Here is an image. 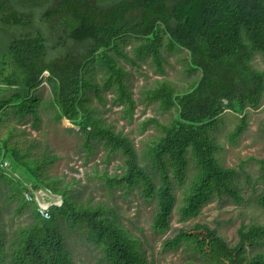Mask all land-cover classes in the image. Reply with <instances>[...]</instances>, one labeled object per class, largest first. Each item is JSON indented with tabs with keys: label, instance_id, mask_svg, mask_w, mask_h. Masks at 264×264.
<instances>
[{
	"label": "trees",
	"instance_id": "1",
	"mask_svg": "<svg viewBox=\"0 0 264 264\" xmlns=\"http://www.w3.org/2000/svg\"><path fill=\"white\" fill-rule=\"evenodd\" d=\"M128 36L142 40L133 48L134 57L125 50ZM164 47L187 50L191 68L200 71L201 77L183 93L166 81L147 92L150 103L158 102L164 111L177 110L169 124L156 118L143 123V130L155 123L162 132L150 147L153 174L141 163L134 141L98 114L92 93L103 101L102 90L112 89L114 103L125 106V116L132 119L137 103L120 58L140 66L137 60L152 57L163 73ZM257 52H264V0H0V128L10 116L39 128L42 102L36 89L47 72L57 118L79 127L90 154L95 141L109 153H121L122 171L106 173L107 183L130 189L142 186L147 199L157 200L153 227L164 233L171 226L176 204L172 174L181 186L186 185L180 211L183 220L198 216L223 193L242 201L233 186L238 172L220 164L213 134L226 109L241 116L230 141L236 142L247 130L246 110L258 107L264 95V71L252 63ZM9 64L12 71L5 74ZM12 134L0 136L6 158L24 169L35 188L61 195L63 204L54 206L47 219L35 202L31 206L34 221L11 241L0 215V262L77 264L60 225V220H67L87 231V240L102 250L107 264H150L139 243L105 207L80 203L68 184L63 186L60 178L49 176L48 166L55 157H36L31 147L12 143ZM192 162L194 177L186 184ZM260 163L264 170V160ZM15 170L22 180L0 171V188H7L12 197L21 196V212L28 202L22 194L25 177ZM261 205L264 208V196ZM183 244L207 264H264L263 252L249 253L264 245V226L255 223L241 225L234 246L205 223L181 229L166 242L170 248Z\"/></svg>",
	"mask_w": 264,
	"mask_h": 264
},
{
	"label": "rangeland",
	"instance_id": "2",
	"mask_svg": "<svg viewBox=\"0 0 264 264\" xmlns=\"http://www.w3.org/2000/svg\"><path fill=\"white\" fill-rule=\"evenodd\" d=\"M126 41L125 50L134 57L133 48L142 40L128 36ZM162 52L165 57L163 73L159 72L152 57L137 60L140 66L120 58L121 65L128 72L126 82L137 103L132 119L125 116V106L114 103L115 94L112 89L102 90L103 101L92 93V104L97 108L98 114L117 131L123 132L134 141L141 163L153 174L156 173L150 147L162 132L155 123H150L143 130V123L148 118H156L163 124H169L175 119L177 110L173 108L164 111L158 102L150 103L146 99L147 92L166 81L174 86L177 92L183 93L190 90L201 77L200 71L191 68L187 50L177 48L170 51L164 47ZM252 63L255 68L264 71V52H257ZM11 71L12 67L9 64L5 74ZM47 76L49 74L45 73L43 81L36 89V95L42 102L40 105L42 122L39 128L34 129L29 121L22 124L17 116H10L9 122L1 126L0 136L7 137L12 132L11 142H18L23 148L31 147L36 157H55V161L48 166L49 176L60 178L63 186L68 184L73 197L80 203L105 207L117 223L128 231L130 237L139 243L150 264H207V260L189 246L184 244L178 248L166 246V242L173 239L181 229H189L196 223H205L217 229L230 246L237 244L242 224L255 223L264 226V208L261 205L264 196V170L260 163V160H264V95L258 107L246 110L249 126L236 142L230 141L229 137L240 123L241 116L231 109L224 110L219 116L213 134L219 144L217 158L220 164L235 168L238 172L233 186L240 193L242 201L237 202L231 194L223 193L206 204L198 216L183 220L180 211L184 205L186 185L181 186L172 174L176 204L170 228L161 233L153 227L157 200L147 199L142 186L130 189L126 186H110L107 183L106 173L114 175L122 171L121 153H109L100 141H95L93 153L90 154L79 127L65 118L61 120L57 118V109L52 105V86L45 79ZM98 77L103 83L100 71ZM3 93L7 94L8 90H4ZM10 160L13 167L17 168L27 181L33 183L24 169L12 158ZM194 173L195 165L192 162L186 184L192 182ZM39 188L44 191L48 189ZM55 195L61 198L53 196L52 202H57L60 198L63 204L62 196ZM28 202L27 207L19 212L22 206L21 196L12 197L7 188H0L1 222L10 241L21 228L34 221L31 206H35V201ZM60 225L66 236L67 247L77 264H107L102 250L87 240L85 229L80 226L74 228L67 220H60ZM260 252L264 253V245L255 246L249 251L250 255ZM0 264L9 263L6 259V262Z\"/></svg>",
	"mask_w": 264,
	"mask_h": 264
},
{
	"label": "built area",
	"instance_id": "3",
	"mask_svg": "<svg viewBox=\"0 0 264 264\" xmlns=\"http://www.w3.org/2000/svg\"><path fill=\"white\" fill-rule=\"evenodd\" d=\"M0 171H4L10 176H14L22 180V176L15 170L13 163L9 157L6 158V153L0 147ZM23 194L28 201L38 202V212L44 217L49 219L51 217L50 210L54 206H61L62 200L60 196L53 194L49 189L44 191L40 188H35L33 184L26 179L23 181ZM53 196L60 197L57 202H52Z\"/></svg>",
	"mask_w": 264,
	"mask_h": 264
},
{
	"label": "clouds",
	"instance_id": "4",
	"mask_svg": "<svg viewBox=\"0 0 264 264\" xmlns=\"http://www.w3.org/2000/svg\"><path fill=\"white\" fill-rule=\"evenodd\" d=\"M47 73V72H46ZM21 175V174H20Z\"/></svg>",
	"mask_w": 264,
	"mask_h": 264
}]
</instances>
